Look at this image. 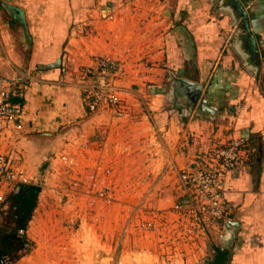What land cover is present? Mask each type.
<instances>
[{"label": "crops", "instance_id": "crops-1", "mask_svg": "<svg viewBox=\"0 0 264 264\" xmlns=\"http://www.w3.org/2000/svg\"><path fill=\"white\" fill-rule=\"evenodd\" d=\"M11 1L0 16V73L11 80V99L26 110L23 131L40 135V157L44 151L67 146L66 135L75 136L78 130L83 136H79L77 149H83L82 141L93 136L92 127L103 118L88 117L72 70L90 64L93 55L108 53L109 43L122 54L134 42L125 44L106 31L96 37L101 39L99 48L90 44L93 35L91 30L84 31V23L93 21L89 15L93 16L94 7L106 8L109 0ZM240 1L246 8L242 16L246 14L250 25L244 31L237 28V1L224 3L225 10L212 11L218 5L216 0H164L162 20L156 22L155 15L149 21L159 24L158 34L149 36L145 45L148 58L154 61L147 76L152 82L147 86L152 89L144 91L146 84L137 82L141 85L139 97L150 99L153 111L123 117L122 132L132 123L134 140L148 150H157L159 137L168 156L167 175L173 166L182 171L188 162V166L198 163L199 153L213 145L234 136L247 137L248 159L229 173L226 194L240 233L245 231L250 239L260 237L257 254L264 261V0ZM124 6L130 8L131 2ZM123 28L119 22L115 32ZM28 74L34 80L21 89L18 83L27 80ZM186 79L202 85L195 103L192 90L181 81ZM120 81L128 94L131 76L125 72ZM13 85L20 89L12 92ZM203 96L217 107L216 114L199 108ZM86 128L89 132H84ZM112 141L109 136L107 145ZM42 180L40 177V199L45 191ZM171 182L183 196L179 178Z\"/></svg>", "mask_w": 264, "mask_h": 264}, {"label": "rangeland", "instance_id": "rangeland-1", "mask_svg": "<svg viewBox=\"0 0 264 264\" xmlns=\"http://www.w3.org/2000/svg\"><path fill=\"white\" fill-rule=\"evenodd\" d=\"M8 1L0 0L1 17ZM121 1L119 4L118 0H109V6L102 9L94 7L93 16L89 15L93 21L84 23V31L91 30L90 44L96 48L101 46V39L96 37L106 31L110 37L122 39L125 44L132 41L134 44L120 54L116 45L109 43L108 53L93 55L90 64L72 70L88 117L93 114L103 118L101 123L92 127L96 131L93 136L82 141L85 142L83 146L80 143L86 150L79 146L77 149V141L83 136L78 130L75 136L66 135L67 146L44 151L40 157V135L24 133L23 128H6L4 152L16 159L18 166L27 173L29 183L40 184L41 177L45 187L27 225L31 248L26 251L22 248L23 254L13 264H264L263 256L257 254L260 237L250 239L245 231L240 233L239 225L228 223L237 219L231 217L233 212L227 194L229 207L223 218L202 221L203 215L189 212L184 203L187 193L180 174L197 163L188 166V162V167L182 171L173 166L169 172L173 176L169 177L168 156L159 143V137L157 150H148L142 149L134 140L132 123L125 126L126 132H122L123 117L153 111L150 99L139 97L141 85L137 82L142 80L146 84L144 91L152 89L147 86L152 83L147 76L154 61L148 58L145 45L148 46L149 36L158 34L159 29V24L149 21H153L155 15L156 22L162 20L165 6L164 0ZM124 1L131 2V7L124 6ZM216 1L218 5L212 11L225 10L224 3L232 5L237 1V28L241 31L250 29L246 14L242 16L246 8L240 0ZM11 2L16 4L14 0ZM119 22L124 28L115 32ZM100 56L114 59L122 65V70L105 78L104 87L117 92L120 101L116 105L103 102L92 110L85 90L96 84L97 79L84 73L87 68L95 66L96 58ZM125 72L132 80L128 94L125 92L127 88L120 86ZM33 80L28 74L27 80L18 84H21V89L26 88L25 85H30ZM19 89L14 85L11 88L12 92ZM89 129H84V132H89ZM99 131L101 135H96ZM109 136L113 141L107 145ZM73 137L76 138L73 140ZM18 140L22 143L18 144ZM213 146L199 154H208ZM176 178L184 190L181 197L171 187L174 184L171 181L175 182ZM178 202H183L179 206L182 210L175 208ZM13 210L9 199L0 203V241L15 224Z\"/></svg>", "mask_w": 264, "mask_h": 264}, {"label": "built area", "instance_id": "built-area-1", "mask_svg": "<svg viewBox=\"0 0 264 264\" xmlns=\"http://www.w3.org/2000/svg\"><path fill=\"white\" fill-rule=\"evenodd\" d=\"M1 58V54H0ZM95 66L87 68L84 75L96 78V84H91L85 90L87 102L92 110L101 106L103 102L117 104L120 96L117 92L105 90L106 77L122 70L120 62L114 59L97 57ZM0 73V203L5 201L10 193L18 192L22 184L29 183L27 173L18 166L16 159H12L4 152L3 138L8 130H21L25 117V110L21 103L15 102L10 97V82ZM248 138L234 136L221 145H214L208 154L201 160L182 171L180 180L185 186L186 206L189 212L203 215L202 221H213L223 218L228 212L226 201V182L230 172L243 165L248 159ZM183 202H178L176 209ZM183 205V204H182ZM186 210V209H185ZM20 234H27V230L20 229ZM31 248V242L27 237L23 250ZM8 254L0 252V264H13Z\"/></svg>", "mask_w": 264, "mask_h": 264}, {"label": "trees", "instance_id": "trees-1", "mask_svg": "<svg viewBox=\"0 0 264 264\" xmlns=\"http://www.w3.org/2000/svg\"><path fill=\"white\" fill-rule=\"evenodd\" d=\"M41 190L40 184H22L18 192L10 193L5 200L9 199L13 205L15 224L1 237L0 252L8 254L13 262L23 254L21 251L27 234H20V229L27 230L28 222L38 205Z\"/></svg>", "mask_w": 264, "mask_h": 264}, {"label": "water", "instance_id": "water-1", "mask_svg": "<svg viewBox=\"0 0 264 264\" xmlns=\"http://www.w3.org/2000/svg\"><path fill=\"white\" fill-rule=\"evenodd\" d=\"M181 81H183V82H185L186 84H188V86L189 87H187L188 88V90H192V100H193V102L195 103V102H197L198 101V99H199V94H200V92L202 91V85H200V84H197V83H195V82H192V81H190V80H181ZM201 110H206V111H208L210 114H216L217 113V107L216 106H213V105H211L208 101H207V99H206V97L205 96H203L202 97V100H201V102H200V107H199ZM229 224H233L234 226H238L239 225V223L237 222V221H231L230 220V222H228ZM228 224V227L229 228H231V226ZM234 235V234H233Z\"/></svg>", "mask_w": 264, "mask_h": 264}]
</instances>
